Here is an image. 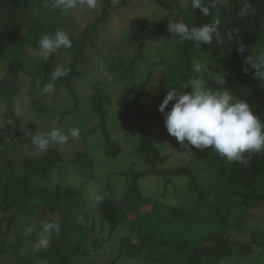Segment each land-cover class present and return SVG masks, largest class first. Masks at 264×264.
Instances as JSON below:
<instances>
[{
    "label": "trees",
    "instance_id": "1",
    "mask_svg": "<svg viewBox=\"0 0 264 264\" xmlns=\"http://www.w3.org/2000/svg\"><path fill=\"white\" fill-rule=\"evenodd\" d=\"M127 4L130 0H98L95 9L80 5L66 15L52 0H0V75L7 77L0 81V264L263 262L264 152L246 153L247 163L229 162L210 148L189 151L164 131L166 146L152 125L156 118L164 126L158 108L168 87L190 91V81L197 77L214 90L230 91L234 102L246 101L264 122V79L251 66L264 55V0H161L158 8L166 13L152 12L155 20L142 15L120 20L118 40L112 37L110 44V20L119 19ZM177 22L189 29L214 27L219 39L214 34L212 44H199L177 37L169 30ZM57 29L69 34L72 47L57 50L45 62L38 56V41ZM156 40L162 48L150 45ZM127 48L133 49L131 57L123 54ZM141 61L147 71L141 73L140 85L121 91L120 84L133 83L130 72ZM58 65L68 74L54 88L66 89L72 106L60 110L51 130L63 132L64 117L75 113L83 129L81 145L69 158L57 146L16 157L35 146L36 133L26 126L29 134L21 136L22 124L31 120L15 111L16 103L24 105L28 95V108L50 114L47 96L39 92ZM86 67L99 69L109 81L103 87L97 82L101 79L92 85L87 106L97 123L85 130L73 83L88 82ZM216 75L224 76V85ZM21 84L27 87L24 94ZM50 126L46 121L38 133L50 132ZM125 156H131L126 167L113 173L115 160ZM174 158L177 162L169 166ZM107 165L111 169L107 167L104 180L95 183ZM149 175L162 182L158 196L142 190L140 180ZM121 198L152 204L126 220ZM90 211L95 216L89 217ZM44 218L53 225L48 231ZM101 232L106 235H97ZM250 244L260 246V255L252 256Z\"/></svg>",
    "mask_w": 264,
    "mask_h": 264
},
{
    "label": "clouds",
    "instance_id": "2",
    "mask_svg": "<svg viewBox=\"0 0 264 264\" xmlns=\"http://www.w3.org/2000/svg\"><path fill=\"white\" fill-rule=\"evenodd\" d=\"M53 6L62 12H68L80 5L95 9L98 0H52ZM205 15L207 7L202 8ZM171 34L182 39L199 44H212L213 36L219 39V34L214 27L202 25L189 29L182 23L169 25ZM72 47L69 34L61 29L54 33L43 35L38 41V56L43 61H48L57 50ZM239 51H243L241 47ZM250 62V61H249ZM251 63V62H250ZM256 69V76L264 79V55L257 58L256 63H251ZM199 70V69H197ZM68 70L58 65L51 73L50 81L42 89V93H52L55 81L67 76ZM220 85L225 84L223 75H216ZM190 91H179L177 87H168L166 95L158 110L163 115L164 126L171 137L191 151L194 147L200 151L211 149L220 157L229 162L247 163L245 154L264 152V122L253 114L252 107L244 100L234 102L233 94L228 91H217L209 87L208 82L202 78L190 81ZM174 101L169 109L168 105ZM18 101L15 106L17 113L21 112ZM79 128H71L65 134L58 128L48 133H35L32 143L43 152L49 144H63L69 136L78 138ZM53 225L46 224L45 231ZM59 233V225H55Z\"/></svg>",
    "mask_w": 264,
    "mask_h": 264
},
{
    "label": "rangeland",
    "instance_id": "3",
    "mask_svg": "<svg viewBox=\"0 0 264 264\" xmlns=\"http://www.w3.org/2000/svg\"><path fill=\"white\" fill-rule=\"evenodd\" d=\"M160 1L161 0H130V4H127L125 7L122 8L123 11L120 12L119 19L114 18V19L110 20L111 25L109 26V30L107 32V35L109 36V38H108L109 43H110V40L112 39V37L115 41L118 40V36H117V34H115L116 33L115 31L117 29H119V27H120V24H119L120 20H126L127 18L139 16V15H142L146 19L155 20L156 17L152 14V12H155L157 10V12H158L157 15H159V16L163 13H166L167 10H165L163 8H161V9L158 8V2H160ZM76 10L80 11L78 9H76ZM68 13H69V11L66 12L65 14L67 15ZM62 15H63V13H62ZM68 21L71 22L69 19H68ZM73 24L70 23L71 26ZM150 45L156 49L163 47V44L162 43L160 44L159 40L153 41ZM104 49H105L104 52L108 53L106 48H104ZM123 52H124L123 53L124 56H127V57H131L132 54L134 53L132 48H127L126 50H123ZM83 70H85L87 75H88V77H87L88 82L77 80L76 82L73 83V89H74V92L77 96V108L79 110L83 111L85 118H86L85 120L87 121V124H85V126L83 127L86 130L87 128L94 126L97 123V117L95 115H93L91 112H89V110H88L89 106H87L88 97H90L91 92H92V85L94 84V81L101 79L102 80L101 82H99V81H97V82L100 83L101 84L100 86L103 87L105 82L109 81V78L103 76V74H101V71L99 69H93L90 67H86ZM145 71H147V67L141 61L140 64H137V67L134 68L130 72L132 77H133V83L132 84H126L125 82H123V84H120L121 85L120 90L122 91L125 88L135 89L136 86L140 85V83L142 81L141 73L145 72ZM158 75H159V73H157V75H155V76L157 77ZM5 80H7L6 75L1 74L0 75V81H5ZM23 82H25V83H23L24 85H27V83H28L26 79H24ZM23 84H21V87H23L22 88L23 91L22 90L21 91L24 94L27 90V87L24 86ZM153 84L156 87L159 84L158 80H154ZM39 93H42V92L40 91ZM45 95L47 96V99L45 100L44 103H46L47 106H49V108L51 110V113L48 115L37 114V112L34 109H31L30 105L28 108L27 106H28V103L30 101V99H29L30 97H28V95L23 97L24 98V103H23L24 105L21 106V109L24 113L23 119H27V120H31V121L25 122L24 124H22L21 131H20L22 133L21 136H25V135L29 134V132L26 129V126L27 127L32 126L33 130L38 133L40 131V127L44 123H46V121H49L51 123L50 128L48 127V130L50 131L51 128L55 126L56 122L58 121V119L60 117V114H59L60 110L62 108H65V107L69 108L72 106L70 95L67 93V90L64 88H58V87L54 88L52 93H45ZM63 101H65L67 103L65 104ZM26 104H27V106H26ZM159 125L163 126V125H161V122L155 118V121H154L152 127L155 131V134L157 135V139L160 141H163V144L167 146L168 142L166 140V136L164 135L165 134L164 131H167V130H166L165 126H163L161 128V127H159ZM9 128H12V126H9ZM61 128H62V130H64L63 132L65 134H67L68 130L71 128H79L80 131L83 130L80 127V121L77 118L75 113H72L70 115H66L64 117ZM1 129H2V124H0V134H2L4 136V130L2 131ZM80 137L81 136L79 135L78 138L72 139V137L69 136V139L65 143H63V144H52V143H50L49 146H57V148L61 151L63 156L65 158H69L74 154V152L81 145L80 144V141H81ZM22 153H27L28 155H34V156L39 154L36 147L31 146V145L28 146L27 151L25 148L19 152H16V154H14V155H16V157H17V156H20ZM130 158H131V156H129V157L125 156L124 159L118 163H117V160H115L113 168L111 171L113 173H115L116 170L123 168V167L125 168L126 163L129 161ZM178 160H179V158H178ZM176 162H177V159L174 158L173 161L170 162L169 166H174ZM108 166H110V169H111V165L103 166V168L99 169V172H97V174H96L97 178H96V180H94L95 183L100 184V181L98 180L99 178H101V180H104V173L106 172ZM111 177L114 178V176H111ZM151 177L152 176L149 175L148 177L141 179L140 185H141L142 190L145 192L146 195L158 196L162 191V187H161L162 182L155 183L154 179ZM92 183H94V182L92 181ZM171 198L172 197H170L169 199H171ZM91 199L94 201L95 197L93 195H91ZM119 202H120L121 206L124 207V210H122L121 213L126 220H130V219L134 218L137 213H142L143 211L148 209L149 206L152 204V202H150V204L140 203L138 205L135 202H128L124 198H121L119 200ZM94 205H95L94 202L89 203V209H90V207H94ZM47 216H49V215L47 214ZM88 216L89 217L95 216V214L93 211H90L88 213ZM69 218H70V216H69ZM50 222L51 221H49L47 218H46V220L44 218V222H43L44 226L46 224H49ZM121 232H124V228L121 230ZM97 235L105 236L106 234L101 232ZM42 245L46 246L47 243L43 242ZM246 247L249 249L250 253H252V256L260 255V250H261L260 246L250 244V245H247ZM26 248H28V246H26ZM242 251L245 253L246 250L244 251V249H242L241 252ZM27 259H30V257H27ZM248 263H249V261L247 262V264ZM255 264H258V263L256 262ZM259 264H264V260H263V262H260Z\"/></svg>",
    "mask_w": 264,
    "mask_h": 264
}]
</instances>
